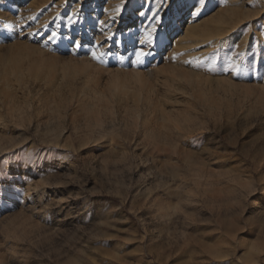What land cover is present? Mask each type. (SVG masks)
I'll return each mask as SVG.
<instances>
[{"label":"rangeland","instance_id":"1","mask_svg":"<svg viewBox=\"0 0 264 264\" xmlns=\"http://www.w3.org/2000/svg\"><path fill=\"white\" fill-rule=\"evenodd\" d=\"M91 1L0 0V66L24 47L57 69L95 64L89 82L0 92V264H264V0H187L181 18L178 0H98L79 15ZM191 17L238 37L177 43Z\"/></svg>","mask_w":264,"mask_h":264},{"label":"bare ground","instance_id":"2","mask_svg":"<svg viewBox=\"0 0 264 264\" xmlns=\"http://www.w3.org/2000/svg\"><path fill=\"white\" fill-rule=\"evenodd\" d=\"M97 1L98 0H92L91 1V5L93 6L92 7L93 9L91 11L84 10L82 12H78L79 15H81L82 17H93L96 13H98ZM126 1L127 0H122L123 3ZM180 1H182V3H181V6L179 7V10L178 9L175 10V14L178 15L179 18H181L182 17L181 14H183V13H181V10L184 8L188 9V5H189V2L187 0H178V2H180ZM231 1H233V2H230V3L235 4L236 2H240L241 0H231ZM108 2H109V0H108ZM74 8H75V10H77V7H74ZM202 8H205V7L203 6ZM117 16L118 15H114V16L103 15L102 17H104V21H106V23H108L110 25V27H112V29H114V30L121 31V30L129 29L130 26L134 25V24H132L131 21H125L119 25L116 22V21H118ZM125 17H127V16H125ZM229 17H230V15H229ZM138 22H140V21H138ZM178 22L179 21H177V23ZM144 25L146 27H148L151 30V32L160 33V34H162L164 29H165L163 27H159L158 24L154 21H152L150 23L145 21ZM71 26H72V24L69 23L68 24L69 32L71 30ZM7 28L8 27L6 26L5 30H7ZM187 28L189 29L188 34L185 36V38H183L184 40L180 39L179 41H177V43L182 42L183 45H187V46L190 44H198V46L195 47V49L196 50L199 49L200 52H204L207 49H209L210 47H212V45H213L212 43H221L223 45V43H225L226 41L232 42L236 37H238L237 34L234 36L222 35L223 32L220 33L218 31V29H220V27H217V26L214 29L208 28V27H206L207 29H198V28H200V22L198 21L197 18H192V17L190 18V20L188 22ZM212 35H214L213 38L211 37ZM117 44L119 46L121 45L120 43H117ZM23 47H24V45H23ZM20 48H21V46H20ZM25 49H26V47L23 48L24 51L23 50H21V51L15 50V52H11V54L6 58L5 62L0 66V92H5L6 94H8L7 100L10 99L9 100L10 102L12 101L11 98H14L13 95H14V93L17 92V89L20 88L22 85H24L26 83L27 78H30V77L37 78L38 80L47 81L49 84H51L54 87H59L63 79L73 78L80 73H84L87 76L86 81H88V82L91 81V79H93L90 76L92 75V71L95 68V64L92 62L93 60L91 61L90 57L87 59L85 57V58L80 59V60L73 58L74 61L72 60V62H68L69 64L67 63V65L65 67H63L61 69H57V68L52 67V66L44 65L42 62L41 63L40 62H30L31 60L28 61V58H27L28 55H27V52L25 51ZM37 49H39V48H36V50ZM70 58H72V57H70ZM90 70H92V71H90ZM134 72H136V70ZM190 79L191 80H189V81L193 86L192 91L196 95L200 96L201 98L209 99V101H210L211 96H212L211 91L213 90V89H211L210 83H208L206 81V79H200L198 76H195V75L192 78L190 77ZM115 84H116L115 88H117V90L114 93L119 98L130 97V98H134L137 100L148 101V99L145 95L139 93L138 91H130V90L126 89L125 87H123L121 85V83L119 81H116ZM214 84H215V82H214ZM181 92H182V90H181ZM212 102H213V100H212ZM90 105H92V104H90ZM159 106L161 107V105H158V104L153 106V110L155 111L156 115H158L160 117H162V116L166 117L167 115L161 111V108L159 109ZM86 107H87V105H86ZM89 108H92V107H89ZM85 113H87L86 114L87 116H90L91 113H93V112L92 111H86ZM89 118H90V120H92L91 116ZM89 118H87V121H89ZM34 171H35V168H33V167L26 166L24 168L25 174H33Z\"/></svg>","mask_w":264,"mask_h":264},{"label":"snow or ice","instance_id":"3","mask_svg":"<svg viewBox=\"0 0 264 264\" xmlns=\"http://www.w3.org/2000/svg\"><path fill=\"white\" fill-rule=\"evenodd\" d=\"M154 30H155V29H154ZM143 55H144V53H142V52H141V53H138V54H137V60L139 61L140 57L143 56Z\"/></svg>","mask_w":264,"mask_h":264}]
</instances>
